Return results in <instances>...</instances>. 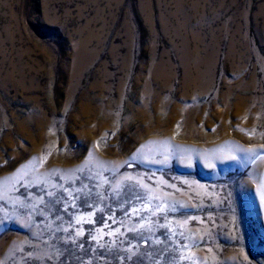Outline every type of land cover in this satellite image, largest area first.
Listing matches in <instances>:
<instances>
[{"label":"rangeland","instance_id":"rangeland-1","mask_svg":"<svg viewBox=\"0 0 264 264\" xmlns=\"http://www.w3.org/2000/svg\"><path fill=\"white\" fill-rule=\"evenodd\" d=\"M0 264H264V0H0Z\"/></svg>","mask_w":264,"mask_h":264}]
</instances>
